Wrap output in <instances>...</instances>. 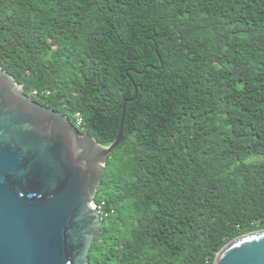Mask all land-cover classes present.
Here are the masks:
<instances>
[{"label":"trees","instance_id":"obj_1","mask_svg":"<svg viewBox=\"0 0 264 264\" xmlns=\"http://www.w3.org/2000/svg\"><path fill=\"white\" fill-rule=\"evenodd\" d=\"M0 65L103 145L138 87L91 264H213L264 229V0H0Z\"/></svg>","mask_w":264,"mask_h":264},{"label":"water","instance_id":"obj_2","mask_svg":"<svg viewBox=\"0 0 264 264\" xmlns=\"http://www.w3.org/2000/svg\"><path fill=\"white\" fill-rule=\"evenodd\" d=\"M134 89L115 140L103 145L0 65V264H91L103 225L94 199ZM213 264H264V229L227 243Z\"/></svg>","mask_w":264,"mask_h":264},{"label":"built area","instance_id":"obj_3","mask_svg":"<svg viewBox=\"0 0 264 264\" xmlns=\"http://www.w3.org/2000/svg\"><path fill=\"white\" fill-rule=\"evenodd\" d=\"M43 93H44V91L42 92V91L35 89V90H32L28 95H30L31 97H34L37 95H42ZM74 119H75L76 125H78V126H81L84 122L83 117H82L80 112L75 113ZM96 205H97L98 209L100 210L102 217L104 215L107 216L109 214V211L106 210V208H105V206H106L105 201H101L100 203H96Z\"/></svg>","mask_w":264,"mask_h":264},{"label":"rangeland","instance_id":"obj_4","mask_svg":"<svg viewBox=\"0 0 264 264\" xmlns=\"http://www.w3.org/2000/svg\"><path fill=\"white\" fill-rule=\"evenodd\" d=\"M259 159V157H254V158H252V160H258Z\"/></svg>","mask_w":264,"mask_h":264}]
</instances>
